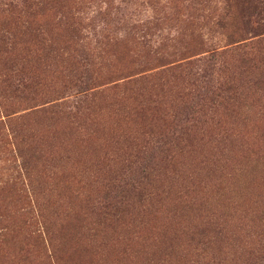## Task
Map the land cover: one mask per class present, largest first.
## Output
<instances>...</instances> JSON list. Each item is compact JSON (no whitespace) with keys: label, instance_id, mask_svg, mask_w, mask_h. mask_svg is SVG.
<instances>
[{"label":"trees","instance_id":"1","mask_svg":"<svg viewBox=\"0 0 264 264\" xmlns=\"http://www.w3.org/2000/svg\"><path fill=\"white\" fill-rule=\"evenodd\" d=\"M188 1L192 13H199V18L207 19L213 28L225 29L229 26L232 14L228 4L223 8V15L219 16L210 8V0ZM39 3L43 6H38ZM1 5L0 143L11 148L14 157L10 177L5 183L9 187L21 189L27 197L24 212L21 213L24 223H34L37 227L35 233L42 242L48 244L47 237L52 231L45 220L50 215H53L61 230L65 229L72 238H76V228L93 234L100 232L103 224L113 225L109 224V219L120 223L119 213L129 216L135 214L136 223L142 224L144 219L152 216L151 209L159 206L162 207V213L171 211L175 218L181 219L177 227L173 226L177 245L173 248L170 246V251L158 249L160 260L165 259L160 263L167 264L176 258V262L187 264L192 258L201 264H224L213 252L216 249H212L219 242L211 234L215 231V228L210 227L213 219L209 220L205 215L198 216L201 211L196 196L203 194L201 192L204 190H200V183L196 181L197 172L183 171V159L186 153L195 150L196 145L205 148L206 144L202 141L211 131L220 145L234 144V149L239 145L236 157L257 156L258 160L264 162V122L252 129L256 133L261 129L257 143L245 137L250 111L256 110L257 115L264 120V52L254 53L257 43L243 42L235 37L234 32L225 35L228 47L225 46L218 55L228 56L230 60L223 62L220 68L222 72L217 75L212 89L203 95L196 94L202 103L194 105L196 80L193 77L198 60L179 62L181 58L159 63L163 60V54L162 57L157 55L163 49H153L161 40L159 36L143 35L127 43L108 38L104 29L99 33L100 40L96 41V46L91 48L88 41L79 44L80 38L76 32L73 33L80 22L68 10V0H5L4 8ZM178 7L179 3L175 1L173 9L177 10ZM50 26L62 30L59 39H56L61 44H58L59 41L56 44V40L46 43L45 34ZM27 31L31 35L26 37ZM136 48L139 50L135 51ZM137 53L142 54L143 61L134 64L132 62L136 60ZM131 57L135 58L131 60ZM106 62L116 68L114 72L123 75L120 82L115 79L110 87L101 88L110 83L101 81L111 74L102 72L108 66ZM136 66H143V71L125 74ZM254 88L255 91L252 90ZM109 92L118 94L114 98L116 102L111 104L112 114L111 111L109 113L115 117L116 130L113 131L116 133L107 132L111 133L110 141L116 147L109 144L106 150L118 164V171L103 168L99 165V159L96 166L100 168L97 169L100 176L92 179L93 184L78 185L73 173L69 176L58 166L54 170V167L51 169L44 165L36 169V155L19 154L17 141L24 133L28 136L27 127L42 120L53 123L49 127L51 141L59 144L55 138H62V143L66 147L72 146V149L74 145L68 142L86 126L95 125L97 130L94 133H105L99 128L104 115L100 102ZM168 96L171 100L167 99ZM247 101L249 103L245 105ZM173 102L182 106L180 112L173 113L177 106ZM60 123L64 131L57 136L55 133ZM66 124L71 127L73 124L74 127L67 129ZM236 127L238 132L234 131ZM209 136L213 138L212 134ZM34 137L35 134L32 135ZM23 141L21 139L18 144ZM43 146L37 145L35 153L41 158L48 156L49 159L54 155V150ZM198 150L199 155L203 153ZM212 160L209 158L205 161L202 158L198 166L212 170L222 163ZM51 161L45 162L51 166ZM87 162L96 161L90 158ZM32 163L34 167H30ZM226 164L223 162L221 165ZM118 172L119 175H116ZM33 174L45 177L34 180L36 184L33 185L30 178ZM39 181L45 188L37 186ZM89 187L91 193L78 204L79 195ZM65 189L71 195L69 200L56 202L54 199L60 198L59 192ZM38 195L41 197L39 202ZM187 215L192 216L193 221L199 220L194 227H190ZM84 221L87 222L83 224ZM81 223L83 226H80ZM128 224H125L126 228ZM252 235H255L257 244H262L264 250V226ZM180 240L186 245L185 250L181 248L175 251ZM75 241L77 245L79 242ZM207 251L212 252L210 257Z\"/></svg>","mask_w":264,"mask_h":264},{"label":"rangeland","instance_id":"2","mask_svg":"<svg viewBox=\"0 0 264 264\" xmlns=\"http://www.w3.org/2000/svg\"><path fill=\"white\" fill-rule=\"evenodd\" d=\"M20 1L22 2V0ZM175 1L179 3L177 10L173 9ZM0 3L4 8L5 0H0ZM227 4L230 6L232 15L229 26L227 25L225 29L213 28L207 19L199 18V13H192L188 0H180V2L178 0H68V10L80 22L73 32H76L80 38L79 44H85L88 41L91 48L96 46V41L100 40L99 33L104 29L108 38L124 40L127 43L130 39H140L143 35H147V37L159 36L158 38L161 40L153 47V49L160 47L163 49V52L157 55L162 57L163 54V60L159 63L165 64L181 58L179 62L198 60L194 67L195 75L193 77V80H196L193 104L196 105L197 102L202 103L196 94L203 95L212 89L211 86L217 75L222 72L220 68H222L223 62L227 63L230 60L228 56L218 55L220 51L228 47L225 35L234 32L236 33L235 37L242 39L243 42L257 43L255 45L257 47L255 50L253 49L254 53L264 52V0L209 1L213 13L216 12V15L219 16L223 15V8ZM39 5L43 6L42 3ZM24 9L30 12L28 9ZM167 10L170 11V14L167 13ZM25 34L26 37L31 35L28 31ZM61 34L62 30L50 26L47 35L45 34L46 43L50 44V40L55 42ZM58 41L56 40L55 43L57 44ZM58 44H61L60 41ZM138 50V48L135 49V51ZM136 55L137 58L132 63H141L143 61L142 54L137 53ZM133 58L135 57H131V60ZM106 64L108 63L106 62ZM113 64L117 65L115 62ZM115 69L109 64L104 67L103 74L106 75L105 72L111 74L105 76L101 81L110 83L101 88L110 87L115 79L116 82H120L123 74L114 72ZM133 71H135L134 73L143 71V66H136L125 74L133 73ZM152 71H147V73ZM252 90L255 91V88ZM117 95V92L106 93L105 99L100 102L102 114H104L99 127L105 132L102 135L94 133L97 130L95 125L86 126L84 124L85 129L77 131L74 138H71V142H68L69 145H74V149H72V146L66 147L64 142L62 143V138H55L59 144L51 141L49 134L52 133L49 127L53 123L52 121L45 123L42 120L36 122L35 125L32 124V127H27L28 136L24 133L25 135L17 141V150L20 148L19 154L36 155L34 158L37 162L32 158L37 163L36 169L43 168L41 165H44L47 168L54 167V170L58 166L59 170L66 171L69 176L73 173L78 185L93 184L92 179L100 176V172L97 171L100 168L96 166L99 159H101L99 165L103 168L118 171V164L113 161V156H110L112 154H108L106 150L109 144L116 147L110 141L111 133L107 132L116 133L113 131L116 130L115 117L109 113L111 111L112 114L111 104L116 102L114 98ZM167 99L171 100V97L168 96ZM248 103L249 101L245 102V105ZM173 104L177 105L173 113L180 112L182 106L177 102H173ZM249 113L247 115L249 119L245 125V137L249 141L257 143L260 140L261 129L258 133L252 129L261 126L264 120L257 115L256 110ZM66 126L67 129L74 127L73 124L72 127L67 124ZM56 131L55 135L59 136V133L64 131V126L61 123L58 124ZM234 131L238 132V127L234 128ZM34 134L35 137L32 138ZM210 134L213 138H210ZM214 137L216 135L213 132L207 133L205 141H202L206 144L205 148L198 144L195 146V150L186 153L185 159H183V171L197 172L196 181L200 183V190H204L201 192L203 194L199 193L196 196L201 211V215L198 216L205 215L209 217V220L213 219L212 225H209L215 228V231L211 230L214 231L211 234L219 241L212 247V249H216L213 252L218 260L224 261V264H264L263 245H258L255 235H252L254 232H259L260 228L264 226L262 225L264 223V162L258 160L257 156L245 155V158H239L237 155L238 157H236L239 145H236L235 149L234 144L222 146L218 143V138ZM21 139L25 142L18 144ZM39 144L49 147L48 150H54V155H51L49 159H47L48 156L39 157L35 153L36 146ZM60 144H64V146H60ZM198 148L200 152L203 151L200 155L197 152ZM206 148H208L207 151ZM103 153H107V155H103ZM69 155H72L71 159ZM40 158L41 162L39 163ZM90 158L96 162H87ZM202 158L205 161L212 158V161H216V163L227 162V164L221 165V163L214 169L207 170L205 167L198 166V161ZM50 159H52L51 166L45 162ZM13 160L11 148L2 146L0 143V231H2L0 264H163L160 262L165 259L160 260L158 249L170 251V246L173 248L175 244L177 245L173 226L177 227V223L181 219L175 218L171 211L162 213V207L159 206H154L151 209L152 216L144 219L142 224L136 223L135 214L129 216L119 213L120 223L117 224L113 219H109V224L113 225L103 224L100 232L93 234L79 230L80 227L76 228V238H72L65 229L61 230V226L53 219V215H50L45 222H48L47 226L52 233L49 232L47 237L48 244L42 242L36 234L37 227L34 223L32 225L24 223L25 219L21 215L24 212L25 202L27 203L26 195L21 189L9 187L5 183L10 177ZM33 165L34 163L30 167H34ZM106 172L108 173V171ZM116 175H119V172ZM39 177L44 178L45 175L33 174L30 177L33 185L36 184L34 180ZM37 186L41 189L45 188L42 181H39ZM62 191L59 192L60 198L54 199L56 202L61 199L62 201L69 200L68 189H65L63 194ZM90 191L89 187L79 195L78 204L81 203L83 197L91 193ZM201 197H203L202 200H200ZM40 200L41 197L38 195V202ZM187 216L190 227H194L199 220L193 221L192 216ZM87 221H84L83 224ZM128 222L126 228L125 224ZM83 224L81 223L80 226ZM110 226H114V228H110ZM132 229L133 233H131ZM75 240L79 242L77 245ZM178 244L175 251H180L186 246L183 240H180ZM207 255L210 257L212 252L207 251ZM167 264L182 263L176 262V258H173ZM187 264L201 263L199 260L191 258Z\"/></svg>","mask_w":264,"mask_h":264}]
</instances>
